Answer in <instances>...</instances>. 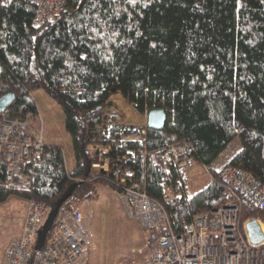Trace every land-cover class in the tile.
I'll return each mask as SVG.
<instances>
[{
	"label": "trees",
	"instance_id": "trees-1",
	"mask_svg": "<svg viewBox=\"0 0 264 264\" xmlns=\"http://www.w3.org/2000/svg\"><path fill=\"white\" fill-rule=\"evenodd\" d=\"M34 12L29 0H4L0 7V96L14 94L0 117L39 132L31 123L37 112L31 91L43 88L63 110L74 164L66 170L62 149L43 144L21 166L18 179L27 182L16 188L7 184L8 164L0 158V203L16 196L52 208L72 186L62 213L96 198L100 187L116 188L111 175H92L88 152L89 144L118 137L119 126H99L112 90L140 112H166L162 128L147 126L144 144H122L146 150L134 170L175 231L226 203V186L210 167L225 150L233 149L229 164L264 188V0H62L55 16L36 26ZM177 145L188 166L209 176L192 194L191 179L172 159ZM251 218L264 222V205L242 198L240 226Z\"/></svg>",
	"mask_w": 264,
	"mask_h": 264
},
{
	"label": "built area",
	"instance_id": "built-area-1",
	"mask_svg": "<svg viewBox=\"0 0 264 264\" xmlns=\"http://www.w3.org/2000/svg\"><path fill=\"white\" fill-rule=\"evenodd\" d=\"M3 1L0 0V7ZM29 1L35 6L33 26L51 20L62 6V0ZM110 112L104 109V115L109 119L102 125L119 126L118 137L107 144L88 145V152L94 159L91 172L92 175H111L116 185L114 194L128 217L143 230V246L138 251L146 250V257L141 264H264V238L257 244L250 242L245 231L247 220L242 226L238 221L241 199H248L256 208H261L264 188L251 174L228 163L233 149L210 165L218 171L226 186V203L208 213L183 220L180 230L175 231L164 205L147 195L134 170L137 157L145 155L146 150L122 144L124 140L144 144L146 121L143 125L115 122L110 117L117 116L116 112ZM42 148L41 135L30 123L0 117V158L8 164V185L24 186L27 179H18L21 166L31 157L40 155ZM171 153L173 162L183 168L181 176L192 179L191 174L197 166H188L189 159L183 147L172 146ZM203 170L207 167L203 166ZM164 198L165 202L170 200L168 195ZM49 210L43 202L27 201L21 231L9 241L1 264H28L29 261L32 264H88L92 200H84L72 211L58 212L50 237L46 236L44 246L36 249L37 232ZM256 219L264 236V222Z\"/></svg>",
	"mask_w": 264,
	"mask_h": 264
},
{
	"label": "rangeland",
	"instance_id": "rangeland-1",
	"mask_svg": "<svg viewBox=\"0 0 264 264\" xmlns=\"http://www.w3.org/2000/svg\"><path fill=\"white\" fill-rule=\"evenodd\" d=\"M31 96L37 108L31 123L39 130L43 144L55 145L62 149L65 169H72L74 164L72 139L65 128L64 113L60 104L43 88L33 89ZM129 106L119 94H115L105 110H111L110 114L116 112L117 116L110 117L112 121L143 125L142 120L137 121V117L129 114L128 108L131 107ZM131 108L137 115V110ZM107 118L109 119L103 113L100 124L107 123ZM196 168L194 173L199 175L188 182L186 187L188 194L201 189L209 177L208 174L202 173V169ZM9 198L8 201L0 203V251L20 219L14 210L13 199ZM92 213L90 223L92 241L88 264H141L145 260L146 250L138 251L143 246L145 234L136 221L128 217L112 189L99 188L98 196L92 199Z\"/></svg>",
	"mask_w": 264,
	"mask_h": 264
},
{
	"label": "water",
	"instance_id": "water-1",
	"mask_svg": "<svg viewBox=\"0 0 264 264\" xmlns=\"http://www.w3.org/2000/svg\"><path fill=\"white\" fill-rule=\"evenodd\" d=\"M14 99V94L11 92L5 93L0 96V113H2L7 105H9ZM166 120V112L163 108H150L147 111L146 124L148 127L160 129L164 126ZM72 192V186L64 192L57 200L55 205L50 208L45 220L37 232V238L35 243L36 249H41L44 246L47 233L53 228L55 219L63 202L70 196ZM245 231L250 242L257 244L260 243L264 236L261 231L259 222L255 218H251L245 222Z\"/></svg>",
	"mask_w": 264,
	"mask_h": 264
},
{
	"label": "crops",
	"instance_id": "crops-1",
	"mask_svg": "<svg viewBox=\"0 0 264 264\" xmlns=\"http://www.w3.org/2000/svg\"><path fill=\"white\" fill-rule=\"evenodd\" d=\"M115 94H119L123 98L124 101H126L131 107H133L134 110H137V108L134 107V104L131 103V102H129L128 99L122 94V92L120 90H112V91L109 92V95H108V97L105 100V103H106L105 108L108 106V102H110V100H112V98H113V96ZM131 107L128 108V112H130L129 114H133V116L137 117V121L140 119V120H142V122H145L146 121V116H147V111H148L146 109V107L144 108V111H142V112H140L139 110H137V115L134 114L135 112L132 110ZM97 127H98V125H97ZM234 143H235V141L233 142V144ZM226 152L227 151L225 150L223 153H221L220 156L225 155ZM9 199H13V202H14V204H13L14 205V210L16 211V214H18V217L20 219H19L18 223L16 224V226H15L14 231L12 232V234L9 236V238L7 239V241L2 245L3 247H2V249L0 251V264L2 263L3 253H4V250H5L6 246L8 245L9 241L14 236H16V235H18L20 233L21 228H22V225H23V222H24V219H25V216H26V205H27V201H25L22 198L16 197V196H14L13 198H9ZM18 207H19V210H18Z\"/></svg>",
	"mask_w": 264,
	"mask_h": 264
}]
</instances>
